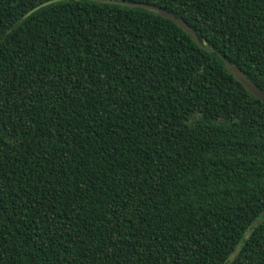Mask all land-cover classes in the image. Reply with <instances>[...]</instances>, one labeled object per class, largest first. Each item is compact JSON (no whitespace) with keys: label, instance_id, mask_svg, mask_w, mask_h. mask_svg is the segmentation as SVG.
Masks as SVG:
<instances>
[{"label":"trees","instance_id":"16d2710c","mask_svg":"<svg viewBox=\"0 0 264 264\" xmlns=\"http://www.w3.org/2000/svg\"><path fill=\"white\" fill-rule=\"evenodd\" d=\"M44 1L0 0V264H264V102L221 58L264 91V0H121L209 51Z\"/></svg>","mask_w":264,"mask_h":264},{"label":"water","instance_id":"95a60500","mask_svg":"<svg viewBox=\"0 0 264 264\" xmlns=\"http://www.w3.org/2000/svg\"><path fill=\"white\" fill-rule=\"evenodd\" d=\"M56 1H60V0H46L44 2H41L37 6L28 10L24 14V17L28 16L29 14H31L35 10L39 9L40 7L46 6V5L53 3V2H56ZM96 1L101 2V3L116 4V5L125 6V7H129V8H141V9L147 10L149 12H152L154 14H157L163 18L169 19L172 22H174L177 26H179L185 33H187L191 37L192 41L197 46H199L200 48H202L203 50H206V51L210 50V47L206 44V41L205 40L200 41L198 36L196 35L195 31L187 24V22H185V20L183 18L176 17L173 13L168 12L159 6L140 3V2H127V1H121V0H96ZM217 54L220 55L219 53H217ZM221 58L225 64L226 69L235 78V80H237L246 89V91L249 94H251L253 97L264 102V91L261 90L253 81H251L245 75L243 70H241L240 68H237L234 64H232L231 62H229L225 58H223V57H221ZM263 214H264V212H262L258 217L255 218V221L252 224L253 226L257 223L259 217ZM238 248H239V245L237 246L234 253L238 250Z\"/></svg>","mask_w":264,"mask_h":264}]
</instances>
